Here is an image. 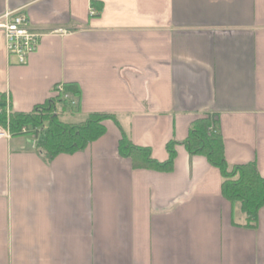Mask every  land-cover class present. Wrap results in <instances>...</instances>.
I'll list each match as a JSON object with an SVG mask.
<instances>
[{"label":"crops","instance_id":"1","mask_svg":"<svg viewBox=\"0 0 264 264\" xmlns=\"http://www.w3.org/2000/svg\"><path fill=\"white\" fill-rule=\"evenodd\" d=\"M39 32L24 65L0 31V100L29 113L75 84L79 123L113 114L170 173L132 170L119 131L46 160L40 135L0 137V264H264V206L248 226L221 175L181 143L217 124L229 167L264 178V0H0ZM91 11L93 12L91 14Z\"/></svg>","mask_w":264,"mask_h":264},{"label":"trees","instance_id":"2","mask_svg":"<svg viewBox=\"0 0 264 264\" xmlns=\"http://www.w3.org/2000/svg\"><path fill=\"white\" fill-rule=\"evenodd\" d=\"M64 89L72 99L79 98V89L75 84H65ZM57 103L62 102L54 98L35 106L29 113L11 111L7 113L3 102L0 101V126L7 128L12 136L40 135L36 150L50 161L58 155H71L83 151L89 143L105 134V122L111 121L119 131L118 155L128 161L132 170L172 172L176 142L170 141L166 144L167 159L159 162L152 157L149 148L132 144L113 114L93 113L79 123H65L56 112ZM63 104L66 108L65 102ZM22 128H26L28 132L22 133ZM181 145L190 156L204 157L208 164L218 169L222 178L220 186L222 197L231 204L239 203L247 225L254 226L257 213L264 206V178L259 175L255 163L229 167L224 158V146L218 126L211 123L208 116L196 119L190 124L188 135Z\"/></svg>","mask_w":264,"mask_h":264},{"label":"built area","instance_id":"3","mask_svg":"<svg viewBox=\"0 0 264 264\" xmlns=\"http://www.w3.org/2000/svg\"><path fill=\"white\" fill-rule=\"evenodd\" d=\"M0 31L4 39V46L7 55L13 58L18 65H24L26 58L36 51L41 33L31 29L27 18L20 12L6 11L0 16ZM55 97L68 104L76 106V101L66 93L62 84H57L54 89ZM8 113V112H7ZM212 127L209 129L211 130ZM22 133L28 132L26 128L21 129ZM7 128L0 126V137H9Z\"/></svg>","mask_w":264,"mask_h":264},{"label":"rangeland","instance_id":"4","mask_svg":"<svg viewBox=\"0 0 264 264\" xmlns=\"http://www.w3.org/2000/svg\"><path fill=\"white\" fill-rule=\"evenodd\" d=\"M92 13L93 12L91 11V14ZM8 58H10V57L8 56ZM56 105H57V110L59 112L63 110L62 106L59 103H57ZM63 112H64L63 113L64 116H61V121L65 122V123H75V122H78L79 121L78 118L76 117V115L75 116H72V115H69V114L65 113V111H63Z\"/></svg>","mask_w":264,"mask_h":264}]
</instances>
